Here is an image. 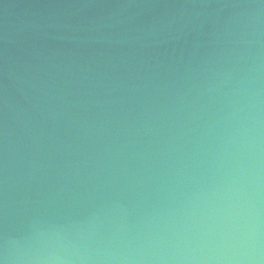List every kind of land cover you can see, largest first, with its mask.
I'll list each match as a JSON object with an SVG mask.
<instances>
[{"label":"water","instance_id":"water-1","mask_svg":"<svg viewBox=\"0 0 264 264\" xmlns=\"http://www.w3.org/2000/svg\"><path fill=\"white\" fill-rule=\"evenodd\" d=\"M0 260L264 264V0H0Z\"/></svg>","mask_w":264,"mask_h":264},{"label":"clouds","instance_id":"clouds-1","mask_svg":"<svg viewBox=\"0 0 264 264\" xmlns=\"http://www.w3.org/2000/svg\"><path fill=\"white\" fill-rule=\"evenodd\" d=\"M0 264H6V260H0Z\"/></svg>","mask_w":264,"mask_h":264}]
</instances>
